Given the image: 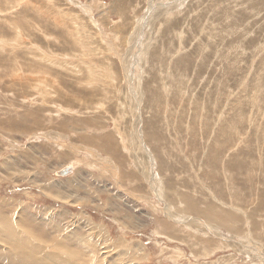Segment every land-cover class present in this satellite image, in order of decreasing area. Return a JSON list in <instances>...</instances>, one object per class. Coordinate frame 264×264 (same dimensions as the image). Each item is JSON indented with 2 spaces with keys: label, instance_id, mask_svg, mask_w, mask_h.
Listing matches in <instances>:
<instances>
[{
  "label": "rangeland",
  "instance_id": "rangeland-1",
  "mask_svg": "<svg viewBox=\"0 0 264 264\" xmlns=\"http://www.w3.org/2000/svg\"><path fill=\"white\" fill-rule=\"evenodd\" d=\"M2 44L0 264H264V0H0Z\"/></svg>",
  "mask_w": 264,
  "mask_h": 264
},
{
  "label": "bare ground",
  "instance_id": "bare-ground-1",
  "mask_svg": "<svg viewBox=\"0 0 264 264\" xmlns=\"http://www.w3.org/2000/svg\"><path fill=\"white\" fill-rule=\"evenodd\" d=\"M120 14V13H119ZM71 18V17H70ZM10 22V21H9ZM45 22V21H44ZM27 23V22H26ZM37 23V22H36ZM5 24V23H4ZM25 33V32H24ZM48 33V32H47ZM17 37H20V36H17ZM16 37V38H17ZM19 39H21V38H19ZM44 39V38H43ZM6 40V39H5ZM7 41V40H6ZM8 42V41H7ZM9 45V44H8ZM8 45L7 46H4L3 44L0 46V48L1 49H3L4 51H6L7 52V55H10V53H8L9 51H11V49H7L6 47H8ZM20 45V44H19ZM17 47V46H16ZM11 48V47H10ZM27 48V47H26ZM25 50V49H24ZM18 51V50H17ZM35 53V52H34ZM6 54V53H5ZM14 56V55H13ZM1 57H2V54L0 55V59H1ZM16 57V54H15V56H14V58ZM2 60V59H1ZM4 60V63H5V61L7 60L6 58H4L3 59ZM7 62V61H6ZM25 62V61H24ZM4 66V65H3ZM13 66V65H12ZM20 73V72H19ZM14 75H16V74H18V71L17 70H14V73H13ZM35 80V79H34ZM38 80V79H37ZM56 80V79H55ZM45 81V80H44ZM64 83V82H63ZM46 85V84H45ZM48 87V86H47ZM84 89V88H83ZM82 89V90H83ZM64 100V99H63ZM62 100V101H63ZM40 101V100H39ZM50 101H52V102H54V103H57V102H59L57 99H50ZM61 101V100H60ZM50 103V102H49ZM38 114H37V112H34V111H27V112H25L24 113V116H27V117H30V118H32V119H36L37 121H38V116H37ZM147 116V115H146ZM25 118V117H24ZM40 121V120H39ZM33 122V121H32ZM34 123V122H33ZM11 126V125H10ZM3 128H4V126H3ZM66 165V164H65ZM68 166H70V168L72 167V169H73V165L71 164V165H68ZM68 166H66V167H68ZM65 168V167H64ZM64 168H62V169H64ZM61 169V170H62ZM61 170H58L57 171V173H59ZM62 176V175H61ZM66 176V175H65ZM124 218V217H123ZM2 232V231H1ZM11 232V231H10ZM2 233H4V232H2ZM3 235V234H2ZM17 235V234H16ZM12 237V236H11ZM16 237V236H15ZM18 237V236H17ZM11 239V238H10ZM9 239V240H10ZM16 240L17 241H20V238L18 239V238H16ZM12 245V244H11ZM21 248V247H20ZM38 249H40V248H38ZM11 252V251H10ZM17 252V251H16ZM125 252V251H124ZM39 253H41V252H39ZM143 256V255H142ZM141 257V256H140ZM23 261V260H22ZM25 261V260H24ZM32 261V260H31ZM55 263V262H54Z\"/></svg>",
  "mask_w": 264,
  "mask_h": 264
},
{
  "label": "water",
  "instance_id": "water-1",
  "mask_svg": "<svg viewBox=\"0 0 264 264\" xmlns=\"http://www.w3.org/2000/svg\"><path fill=\"white\" fill-rule=\"evenodd\" d=\"M71 172H72V167L70 168V166H68V167H65L64 169H62L58 174L65 176V175L70 174Z\"/></svg>",
  "mask_w": 264,
  "mask_h": 264
}]
</instances>
